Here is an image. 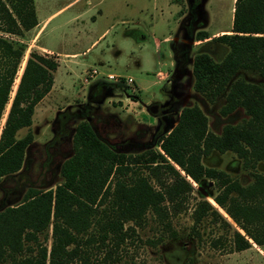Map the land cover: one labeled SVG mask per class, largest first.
Here are the masks:
<instances>
[{
    "label": "trees",
    "instance_id": "16d2710c",
    "mask_svg": "<svg viewBox=\"0 0 264 264\" xmlns=\"http://www.w3.org/2000/svg\"><path fill=\"white\" fill-rule=\"evenodd\" d=\"M37 23L34 0H0V119L25 51V44L11 37H23ZM195 36L200 41L210 38L228 51L220 61L207 52L195 54L194 91L209 102L224 96L222 114L241 108L247 117L214 133L202 109L186 104L175 125L159 135L157 148L137 154L116 151L87 120L79 122L72 136L73 154L60 169L62 180L54 187L28 188L14 204L0 207V264H113L120 245L135 233L125 224L140 225L147 212L164 217L169 203L178 212L193 189L186 177L213 181L218 188L214 202L253 243L264 245V174L255 171L264 163V86L234 79L242 68L264 77V0H234L230 30L212 38L201 30ZM57 67L53 57L29 52L0 131V178L21 169L33 136L28 131L17 138L16 132L32 124ZM213 151L233 152L243 168L251 169L252 181L244 185L204 166L202 158ZM192 215L195 223L208 215L221 216L206 199L196 203ZM50 226L47 248L38 234ZM245 235L234 229L236 251L251 246Z\"/></svg>",
    "mask_w": 264,
    "mask_h": 264
},
{
    "label": "rangeland",
    "instance_id": "374dc122",
    "mask_svg": "<svg viewBox=\"0 0 264 264\" xmlns=\"http://www.w3.org/2000/svg\"><path fill=\"white\" fill-rule=\"evenodd\" d=\"M34 1L37 25L23 37H11L24 43L25 51L1 115L0 131L29 52L49 55L59 67L54 72L53 89L35 107L32 124L16 132L21 138L30 131L33 140L25 150L21 169L0 178V207L14 204L28 188L54 187L62 180L61 166L73 154L72 136L83 120L116 151L137 154L157 148L159 135L170 129L186 104L202 109L208 129L214 133H220L225 124L239 123L247 117L241 108L222 114L224 96L209 102L193 89L195 54L207 52L220 61L228 51L223 44L210 38L200 41L195 35L201 30L210 36L230 30L233 0H192V6L188 0ZM66 5L64 11L57 12ZM40 31L43 33L36 39ZM40 45L61 55L46 52ZM93 68L97 73L87 76L85 71L91 74ZM109 73L113 79L105 77ZM127 77L133 80L130 85H126ZM234 79L264 86V77L249 69H240ZM202 163L244 185L252 181L251 169L243 168L231 151H213L202 158ZM255 171L264 174V163H259ZM186 178L193 189L178 212H173L169 203L164 217L147 212L140 225L125 224L134 227L135 233L120 245L118 261L113 264H264V245L253 243L214 202L213 195L218 191L214 182ZM4 194H8L6 198ZM201 199L215 207L229 225L214 215L195 223L192 213ZM51 228L38 234L47 248ZM234 229L248 238L249 248L235 250Z\"/></svg>",
    "mask_w": 264,
    "mask_h": 264
},
{
    "label": "crops",
    "instance_id": "0c3cea01",
    "mask_svg": "<svg viewBox=\"0 0 264 264\" xmlns=\"http://www.w3.org/2000/svg\"><path fill=\"white\" fill-rule=\"evenodd\" d=\"M190 1H192V0H188V3H190ZM198 1H201V0H194V2L195 3H198ZM234 1V0H233ZM176 2V1H175ZM200 3H202V1L200 2ZM201 6V5H200ZM67 7V5L66 6H64V7H62L61 9H59L57 12H60V11H64L65 10V8ZM56 12V13H57ZM204 12H205V10H204ZM232 14H233V7H232ZM54 15V14H53ZM52 17V15H50L49 17H48V20H50V18ZM78 18V15L76 14L74 17H73V19L75 20V19H77ZM228 30H221V31H218V32H216V33H213V34H211V36H217V35H220V34H223L224 32H227ZM207 32V31H206ZM42 33L43 32H39L38 34H36V39L38 38H40L41 37V35H42ZM208 33V32H207ZM208 35H210L209 33H208ZM96 42V40L92 43V45L94 44ZM40 48L41 49H43V50H45L46 52H49V53H52V54H54V53H56V54H58V55H61V53H59V52H54L52 49H49L48 47H46V46H43V45H40ZM64 55H67V54H64ZM76 54L74 53V54H71L70 56H75ZM59 67V66H58ZM58 67H57V69H58ZM56 69V70H57ZM110 75L112 74V73H109ZM109 74H106L105 75V77L107 78V79H109L108 77H107V75H109ZM128 78V77H127ZM126 78V79H127ZM125 79V80H126ZM115 80V79H114ZM54 84V83H53ZM127 85V84H126ZM53 89V86H52V88H51V90ZM51 90H50V92H51ZM47 96V95H46ZM46 96L44 97V98H46ZM44 98L40 101V102H42L43 100H44ZM39 102V103H40ZM152 108V107H151ZM175 123H176V121H175ZM175 123L172 125V126H170V129L175 125Z\"/></svg>",
    "mask_w": 264,
    "mask_h": 264
},
{
    "label": "built area",
    "instance_id": "2783aa9c",
    "mask_svg": "<svg viewBox=\"0 0 264 264\" xmlns=\"http://www.w3.org/2000/svg\"><path fill=\"white\" fill-rule=\"evenodd\" d=\"M87 76H93L94 74L97 73V70L96 69H91V74L88 70L85 71ZM96 76V75H95ZM94 77V76H93ZM109 79H113V75H108ZM126 84L127 85H130L131 83H133V80L131 77H128L126 80H125Z\"/></svg>",
    "mask_w": 264,
    "mask_h": 264
},
{
    "label": "flooded vegetation",
    "instance_id": "af4514ba",
    "mask_svg": "<svg viewBox=\"0 0 264 264\" xmlns=\"http://www.w3.org/2000/svg\"><path fill=\"white\" fill-rule=\"evenodd\" d=\"M190 6H192V2L190 1Z\"/></svg>",
    "mask_w": 264,
    "mask_h": 264
}]
</instances>
